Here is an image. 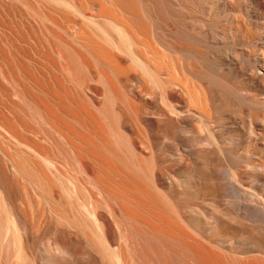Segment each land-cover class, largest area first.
I'll return each mask as SVG.
<instances>
[{
    "label": "bare ground",
    "instance_id": "1",
    "mask_svg": "<svg viewBox=\"0 0 264 264\" xmlns=\"http://www.w3.org/2000/svg\"><path fill=\"white\" fill-rule=\"evenodd\" d=\"M243 83L264 0H0V264H264Z\"/></svg>",
    "mask_w": 264,
    "mask_h": 264
},
{
    "label": "rangeland",
    "instance_id": "2",
    "mask_svg": "<svg viewBox=\"0 0 264 264\" xmlns=\"http://www.w3.org/2000/svg\"><path fill=\"white\" fill-rule=\"evenodd\" d=\"M238 47V46H237ZM247 47V49L249 48L248 46H245V45H243L242 47L241 46H239V48H246ZM238 52H241V50L239 51V50H237ZM243 90H245V91H243L244 93L246 92V95H249V94H252V92H253V96H255V98L257 99V102H258V104L261 106V107H263L264 106V98L262 99V97H264V93H260V92H258V91H254V90H252L251 88H249V86H246V85H244V83H243ZM249 90V91H248ZM251 92V93H250ZM248 101V99L246 98L245 99V102H247ZM263 111L261 110L260 111V115H259V118H258V121H257V127L260 125V127H258L257 128V132L259 133L260 132V137H258L257 136V152H258V156H257V163H261L262 161H264V126H263V123H264V116H263ZM246 118L248 119V117L246 116ZM226 120V119H225ZM223 121H224V119H223ZM223 121H220V126H219V128H222V130L224 129L225 130V126H227L228 124H226L225 123V121H224V123H223ZM227 121V120H226ZM218 123L219 122H217L216 121V119H211V122H210V126H216V125H218ZM260 123V124H259ZM223 124H225L224 126H223ZM262 124V125H261ZM260 128H262V130L260 131L259 129ZM203 134L206 136V132L204 131L203 132ZM228 135H231V133H229ZM261 140H262V142H261ZM260 142V143H259ZM251 143H256V142H254V141H251ZM262 143V144H261ZM261 145H263V146H261ZM261 150V151H260ZM260 151V152H259ZM257 170H260V171H262L261 170V168L259 167V166H257ZM263 173H264V171H262ZM263 173H260L261 175H259V174H257V180L256 179H254V178H249V179H244L246 182H249V184H251V189L252 190H254L256 193H257V197L259 196V198H261V196L264 198V174ZM250 179H252V180H250ZM254 179V180H253ZM256 186V187H255ZM260 194V195H259ZM219 243H222L221 241L219 242ZM225 243V245H227V244H230V243H226V242H224ZM261 244H262V246H261ZM257 243V253H259V255L257 254V256L258 257H261V258H263L264 259V255H261L262 253L264 254V243ZM252 245L251 244H246V246L245 247H247V248H250ZM244 247V248H245ZM263 247V248H262ZM222 249H224V248H222ZM225 252H227V251H225ZM246 254H248V253H240V255L239 256H245ZM227 255H229V253L227 252Z\"/></svg>",
    "mask_w": 264,
    "mask_h": 264
}]
</instances>
